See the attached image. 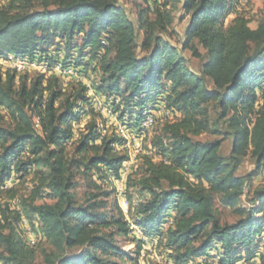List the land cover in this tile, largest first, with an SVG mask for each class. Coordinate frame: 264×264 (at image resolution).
Here are the masks:
<instances>
[{"label":"trees","instance_id":"16d2710c","mask_svg":"<svg viewBox=\"0 0 264 264\" xmlns=\"http://www.w3.org/2000/svg\"><path fill=\"white\" fill-rule=\"evenodd\" d=\"M143 1L133 18L120 0L0 4L1 59L73 70L152 152L125 176V215L116 187L103 185L119 180L128 155L116 150L123 138L115 130L100 135L99 101L88 87L74 77L64 85L59 74L0 72V111L8 117L0 126V264H36L41 244L43 264H140L154 241L169 264H264V186L248 190L264 172V19L255 28L241 14L226 22L236 0ZM179 10L188 16L180 47L171 41ZM183 50L201 60L198 72ZM163 107L179 115L163 118ZM146 114L156 120L149 137ZM158 115L164 120L156 126ZM202 134L222 137L197 139ZM227 135L232 149L223 157ZM248 152L254 169L237 175ZM244 196L249 204L241 206ZM216 200L238 218L221 223ZM23 217L38 225L34 246L25 242ZM131 235L136 244L124 250L118 239Z\"/></svg>","mask_w":264,"mask_h":264},{"label":"rangeland","instance_id":"374dc122","mask_svg":"<svg viewBox=\"0 0 264 264\" xmlns=\"http://www.w3.org/2000/svg\"><path fill=\"white\" fill-rule=\"evenodd\" d=\"M6 1L7 0H0V4H4V3H6ZM120 2L126 8L128 13H130L132 18L136 12V6L137 5H145L143 0H120ZM238 14H241L244 17H246L249 20V26L251 28H255L257 26V24L261 20L264 19V0H236L234 8L227 14L226 22H229L230 19H232L234 16H236ZM174 16H175L174 17L175 19H174V23H173V29L175 30V34L172 35L171 41L173 44L180 47L182 39H183V31H184V28H185L186 23L188 21V16L185 15L183 13V11H180V10L175 11ZM199 51L201 53H203V50L201 47H199ZM182 54L185 57V59L187 60V65L189 66V68L195 72H198L200 70L201 60L193 58L191 56V53L188 50H183ZM4 60L5 59L0 58V72H5L6 69H10V68H8V66L6 65ZM60 70H61V72H63V71L68 72V70H70V69H62L60 67ZM23 72H26V71H23ZM37 72H39V71L28 70L27 74L29 77H32L35 74H37ZM17 73H22V72L20 71ZM45 75L50 76V75H57V74L52 72L49 74L46 73ZM61 77H62L64 85L70 83V77H66V78H65V76H61ZM77 80L82 81L83 84H85V85L87 83L86 86L88 87V89H91L90 92L92 93L89 95L94 97L95 100L99 101L98 107L100 109H97V112H100V115L97 116V121L100 122L99 128L101 126L106 125L107 127L105 126V128H107V133L115 130V133L123 138L122 142L120 144L116 145L115 147H116V150L123 152V153H126L128 155V161L123 166V169H124L123 179H125L127 172H129L131 170L132 166H136L140 162V160H141L140 155L141 154H143V153L149 154V155L152 154V152L148 148L149 147V144H148L149 141L147 138H143V137H141L139 139H134V140L130 139L132 143L136 144L139 147L135 148L134 144H128V146L125 147L124 144L126 141H128V133L124 129L123 125L120 124V122L116 119L115 115L110 112V110H108L107 108L104 107V105H102V101L98 100V97L95 96L94 91H93L89 81H87L84 78H77ZM208 87H211V83H208ZM259 94L260 93H258V95ZM259 106H260V100L257 101V103L255 105V109H258ZM162 109L160 111V115L163 118H168L169 120H173L176 116L179 115L178 113H174V115L172 116V112L169 110L170 115L168 117H166L164 115V112H165L164 110L166 108L163 107ZM209 110H210V115L212 117H215L217 115L216 114L217 110L215 109L214 104H210ZM161 117L158 115L156 126H158L159 123L162 122V120H164ZM89 119H90L89 117L85 116L84 119L79 124H76L73 127L74 139L78 138L80 133L84 130L85 123ZM107 121H109V123ZM104 122H106V123H104ZM7 123H8L7 115L5 114V112L0 111V126L6 125ZM117 124L121 127H118ZM155 124H156V120H155V123L150 128H146L144 126V123H142V127L147 129V131L149 132L148 137L153 134L154 129H151V128ZM220 129L222 131L226 130L224 125H222V127H220ZM221 137H222V135L202 134L201 136H198L197 139L210 140V139L221 138ZM231 149H232V137L230 135L224 136V140L222 142V146L220 149V154L223 157H228L230 155ZM253 169H254V160L251 157L250 153L248 152L245 156H243L241 164L237 168L236 174L243 176V175H246L247 173H249L250 171H252ZM93 179H95L94 176H93ZM11 182L7 183L6 186H9L11 184ZM263 186H264V172H263V175H259L252 180V182L248 186V190L250 192H252L254 189L261 188ZM115 187H116V191H115V195L113 193V197L114 196L116 197L121 211L125 215H127L128 211H129V201L127 200V198L124 195V185H123L122 196L119 195L118 180L117 181H113V180L107 181L103 185V188H105L108 191L114 190ZM83 189H84L83 180H82V178L79 177L78 187L75 189V192H76V195H77V198L79 201L82 200ZM250 196H251V194L249 195V197ZM130 201L134 202V203H135V201H137L136 194L132 195V198ZM248 204H249L248 197L244 196L240 202V205L246 206ZM215 209H216V213H217L221 223H223V222L230 223V222L235 221L238 218V214L236 213L235 209L222 206L217 200L215 201ZM168 224L169 223H164L162 225V227L166 228ZM131 226L138 233L137 235H139V236L142 235L141 231L134 224L131 223ZM20 228H21V231L25 237V242L29 246H34L37 242H39L41 240L39 228H38V225H36L35 220L33 221V225H31L29 223V221L25 217H23V219L20 223ZM164 228H162V229H164ZM30 237H32V238L30 239ZM263 237H264V234H263ZM263 241H264V238H263ZM118 244L124 250H131L134 248L136 241H134V237L131 235V236H129V238H119ZM45 245L46 244H41L40 246H38L36 248V250L38 252V255L35 259L36 264H43V259H42V256L39 254V249ZM159 252H160V247L158 245H156V241H154V244L145 246L144 250L141 252V256L139 258V263L140 264H169V262L165 258H163L159 255ZM239 264H249V263L241 262ZM251 264H258V262L255 261V263H251Z\"/></svg>","mask_w":264,"mask_h":264},{"label":"bare ground","instance_id":"6f19581e","mask_svg":"<svg viewBox=\"0 0 264 264\" xmlns=\"http://www.w3.org/2000/svg\"><path fill=\"white\" fill-rule=\"evenodd\" d=\"M5 61V63H6V65L8 66V68H10V69H12V70H15L16 72H23V71H28V70H36V71H39V72H42V73H48V71L47 70H53V69H60V67L59 66H53V67H48V66H46V69H40V68H33V69H31L30 67H23V68H20V69H18V67L17 66H15V64H16V61H20V62H23V65L24 66H31V65H39V63L38 62H36L35 60H29V59H21V58H18V57H10L9 59H7V60H4ZM56 73V74H58V72L57 71H50V73ZM60 72H61V70H60ZM64 72V71H63ZM90 86V85H89ZM89 91H91V89H89ZM96 98V97H95ZM163 110V109H162ZM165 112H164V115L166 116V117H168L169 115H170V111L168 110V109H165L164 110ZM147 112V111H146ZM149 112V111H148ZM143 123H144V126L146 127V128H150L154 123H155V118L153 117V116H151L150 114H146L145 115V119H144V121H143ZM106 126V125H105ZM105 126H101L100 128H99V131L101 132V136H103V135H105V134H107V128H105ZM107 127V126H106ZM121 131V130H120ZM123 145V144H122ZM125 147H127L128 146V144H126V142H125ZM36 225H37V223H36ZM37 228V227H36ZM162 228H164V227H162ZM34 238V237H33Z\"/></svg>","mask_w":264,"mask_h":264},{"label":"built area","instance_id":"2783aa9c","mask_svg":"<svg viewBox=\"0 0 264 264\" xmlns=\"http://www.w3.org/2000/svg\"><path fill=\"white\" fill-rule=\"evenodd\" d=\"M15 66H17L18 67V69H20V68H23V67H30L31 69H33V68H40V69H46V66H45V64H42V63H39V65H31V66H24L23 65V62H20V61H16V64H15ZM48 71V74L50 73V71H57L58 72V74L59 75H61V76H65V78L66 77H74V78H83L82 76H79V75H77L73 70H68V72H60V69H53V70H47ZM86 85H87V83H86ZM88 94H92L90 91H89V89H88ZM108 123H109V121H107ZM117 126L118 127H121V126H119L118 124H117ZM35 127H36V125H35ZM100 135H101V132H100ZM134 140L129 134H128V141H126V144H134V143H132L131 142V140ZM135 145V148L136 147H139V146H137L136 144H134ZM123 171H124V169L122 170V173H121V175H120V178H119V180H118V186H119V195L120 196H122V191H123V185H124V181H125V179H123ZM12 180L10 179L7 183H10ZM136 232V231H135ZM136 234H138L137 232H136ZM32 237H30V239H31ZM251 263H255V261L254 262H251Z\"/></svg>","mask_w":264,"mask_h":264}]
</instances>
